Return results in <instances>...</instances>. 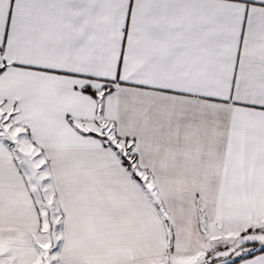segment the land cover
I'll list each match as a JSON object with an SVG mask.
<instances>
[{"label":"snow or ice","instance_id":"1","mask_svg":"<svg viewBox=\"0 0 264 264\" xmlns=\"http://www.w3.org/2000/svg\"><path fill=\"white\" fill-rule=\"evenodd\" d=\"M0 264H264V0H0Z\"/></svg>","mask_w":264,"mask_h":264}]
</instances>
